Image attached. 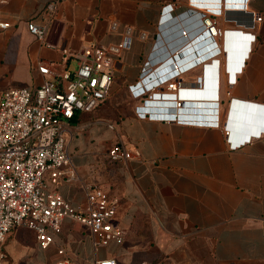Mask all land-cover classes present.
Segmentation results:
<instances>
[{
    "label": "crops",
    "instance_id": "1",
    "mask_svg": "<svg viewBox=\"0 0 264 264\" xmlns=\"http://www.w3.org/2000/svg\"><path fill=\"white\" fill-rule=\"evenodd\" d=\"M50 1L0 4L11 23L0 30V92L39 86L46 78L38 70L41 61L58 71L75 69L85 46L117 43L125 24L134 27L132 47L113 64L108 99L67 125L80 181L58 186L79 205L86 201V185L99 183L118 197L115 221L126 236L122 243L97 246L83 224L66 220L43 249L32 230L18 227L4 245L8 264H96L106 258L118 264H264V131L232 150L225 129L233 98L264 105V0H221L222 17L234 21L224 22L221 12L214 17L216 28L256 35L234 82L227 71V38L211 36L203 25L201 10L219 11L220 0H61L53 13L41 12ZM240 1L245 10L262 16L254 29L236 25L240 21L233 14ZM31 18L47 24L45 42L29 31ZM112 21H118V30L111 29ZM140 31L147 32L146 39L138 36ZM215 57L220 58L219 126L137 117L139 102L131 87L144 68L168 77L175 62L183 68V80L195 81L204 74L203 64ZM188 99L198 106L213 100ZM260 121L264 124V116ZM115 143L138 156L110 161L107 153Z\"/></svg>",
    "mask_w": 264,
    "mask_h": 264
},
{
    "label": "built area",
    "instance_id": "2",
    "mask_svg": "<svg viewBox=\"0 0 264 264\" xmlns=\"http://www.w3.org/2000/svg\"><path fill=\"white\" fill-rule=\"evenodd\" d=\"M60 1L51 0L41 12L53 13ZM6 2L8 0H0V4ZM216 7L219 11L201 10L202 19L211 36L221 37L223 29L216 28V23L212 24L214 17L221 12V0ZM241 10L239 15L242 20L251 23L247 29H254L255 22L262 20V16L255 11ZM225 18L229 19L227 16ZM27 25L38 40L46 41V23L40 24L31 18ZM10 26L11 23L0 12V30ZM111 29H119L118 21H112ZM229 30L234 29H226L225 35ZM182 33L186 35L187 30H182ZM247 33L252 35L251 45L256 35ZM121 36L117 43L85 46L78 54L75 69L58 71L51 66V62L41 61L38 70L46 78L35 88L11 86L0 92L1 264H8L4 245L18 227L32 230L43 249L54 242V235L66 220L83 224L97 246L125 240L124 227L115 221L120 202L118 197L109 194L95 182L85 187V203L75 205L58 190L62 183L80 181L68 149L67 125L78 114L92 112L108 99L114 76L113 64L121 53L132 47L134 27L125 24ZM138 36L146 39L148 34L140 31ZM245 42L247 39L243 40ZM203 65L204 74L195 81L183 80L180 77L183 68L175 62L168 77L144 68L140 80L131 87L139 102L134 107L137 117L184 125L219 126L218 100L215 99H218L220 58H212ZM241 68L234 71L228 64L227 71H232L230 82L235 81L234 75ZM197 92L216 97L210 103L190 106L188 98ZM109 125L112 126V123ZM225 129L229 147L235 150L250 141L251 135L259 136L264 131V124L255 133L234 132L227 124ZM107 156L112 162H120L134 159L138 151L123 143H115L109 148ZM58 253H64V249L59 248ZM96 264L118 262L115 258H106L96 260Z\"/></svg>",
    "mask_w": 264,
    "mask_h": 264
},
{
    "label": "water",
    "instance_id": "3",
    "mask_svg": "<svg viewBox=\"0 0 264 264\" xmlns=\"http://www.w3.org/2000/svg\"><path fill=\"white\" fill-rule=\"evenodd\" d=\"M243 2L244 1H240V5L236 6L238 10H236V15L233 16L238 20H242L239 13L243 11L241 9H244L246 6ZM248 24L250 25L251 23ZM226 38L228 62L231 69L235 71L242 66L244 59L251 49L250 41L252 40V35L237 29L229 30L226 33ZM244 39H247V42L243 43ZM206 94L204 92V97H206ZM213 97L216 96L213 95ZM198 104L199 103L189 102L190 106H197ZM263 116L264 105L240 99H233L231 101L226 124L234 132L247 131L248 133H255L261 129L262 124L260 120H262Z\"/></svg>",
    "mask_w": 264,
    "mask_h": 264
},
{
    "label": "bare ground",
    "instance_id": "4",
    "mask_svg": "<svg viewBox=\"0 0 264 264\" xmlns=\"http://www.w3.org/2000/svg\"><path fill=\"white\" fill-rule=\"evenodd\" d=\"M234 7V6H233ZM227 9L228 8H226V13L228 12L227 11ZM236 10H238V9H236ZM227 16V18H228V15L227 14H225V16H224V18L222 17V10H221V17H222V19H223V21L225 22V21H232V23H233V21L234 20H232V19H226L225 17ZM240 22H237V24L236 25H240V26H243V27H246V28H248V27H250V25L245 21V20H239ZM227 29H230V28H227ZM226 29H223V32H222V35H221V39L223 40V37L226 39V35H225V33H224V31H225ZM235 30V29H234ZM245 33H247V32H245ZM177 49V48H176ZM175 49V50H176ZM175 53H178V51H176ZM229 64V63H228ZM232 73V71L230 70L229 71V74H231ZM210 95L209 94H206V97H209ZM197 97H204V94H202V92H197V93H194V94H192V98H197ZM211 98H213V96L211 95L210 96ZM189 100V99H188ZM189 102H194V103H198L197 101H188V103Z\"/></svg>",
    "mask_w": 264,
    "mask_h": 264
},
{
    "label": "rangeland",
    "instance_id": "5",
    "mask_svg": "<svg viewBox=\"0 0 264 264\" xmlns=\"http://www.w3.org/2000/svg\"><path fill=\"white\" fill-rule=\"evenodd\" d=\"M176 1H179L180 4H181V3H187V4L189 3V0H176Z\"/></svg>",
    "mask_w": 264,
    "mask_h": 264
}]
</instances>
